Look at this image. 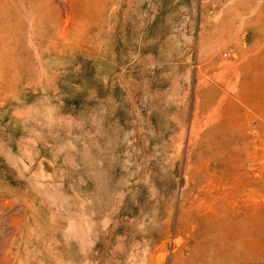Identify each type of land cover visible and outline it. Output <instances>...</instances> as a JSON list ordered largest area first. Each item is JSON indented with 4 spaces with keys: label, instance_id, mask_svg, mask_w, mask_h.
Returning <instances> with one entry per match:
<instances>
[{
    "label": "rangeland",
    "instance_id": "374dc122",
    "mask_svg": "<svg viewBox=\"0 0 264 264\" xmlns=\"http://www.w3.org/2000/svg\"><path fill=\"white\" fill-rule=\"evenodd\" d=\"M52 2L0 13V264H264V0Z\"/></svg>",
    "mask_w": 264,
    "mask_h": 264
},
{
    "label": "bare ground",
    "instance_id": "6f19581e",
    "mask_svg": "<svg viewBox=\"0 0 264 264\" xmlns=\"http://www.w3.org/2000/svg\"><path fill=\"white\" fill-rule=\"evenodd\" d=\"M3 1V2H2ZM61 1L60 4V8H61V12L63 14V33L68 34V30L69 28L71 29L73 26V22L75 19V13H74V8H75V3L76 0H59ZM52 0H0V13L2 14L3 18H12L14 19V17L16 15L15 12L13 13V11L11 10V8H22L23 11V15H24V19H22L25 22V26H26V39H27V43L29 44L30 47H33L35 45H40L42 42H47L48 44L51 45L52 41L50 40L51 37H45V35H42V32L40 29L42 26V24L45 25V19L47 17V14H51L50 12L52 11V9H55L52 5ZM78 6V5H77ZM82 8V7H81ZM51 16V15H49ZM60 17V16H59ZM7 21V20H6ZM59 21V20H58ZM78 21V20H77ZM9 22V21H8ZM7 22V23H8ZM44 22V23H43ZM79 22V21H78ZM91 22V21H90ZM6 23V24H7ZM95 23V22H94ZM11 23H8L6 26L10 27L13 29L12 33L10 36H12V38H14V40L19 37V35L22 33L21 32V26L18 23H13V25L9 26ZM50 24V23H49ZM82 24V23H81ZM93 24V23H92ZM98 24V23H96ZM47 25V23H46ZM59 25V24H58ZM82 26V25H81ZM79 26V27H81ZM45 27V26H44ZM47 27H50L49 25ZM58 27V26H57ZM62 27V25H61ZM55 28V27H54ZM84 28V27H83ZM92 28V27H91ZM86 29V28H85ZM62 30V29H60ZM70 31V30H69ZM60 32V31H59ZM10 33V32H9ZM71 33V31H70ZM78 33V32H77ZM74 34V33H73ZM23 34H21L22 36ZM53 35V34H52ZM7 36V35H6ZM5 36V37H6ZM54 36V35H53ZM60 36V35H59ZM61 36H63L61 34ZM73 36V35H72ZM75 36V35H74ZM3 37V36H2ZM64 38V37H63ZM53 39V38H52ZM68 39V38H67ZM76 39V38H75ZM2 40V39H1ZM8 40V39H7ZM66 40V39H65ZM64 40V41H65ZM79 40V39H77ZM63 41V40H62ZM70 41V40H69ZM68 41V43H69ZM17 42V41H16ZM14 41V43H16ZM73 42V40H72ZM25 43V42H24ZM54 43V42H53ZM61 43V42H60ZM63 43V42H62ZM17 44H19L17 42ZM23 44V43H22ZM67 44V43H66ZM20 45V44H19ZM43 45L45 46V44L43 43ZM55 45V44H54ZM61 45V44H60ZM59 45V47H60ZM42 46V47H44ZM56 46V45H55ZM15 47V46H14ZM26 49V46H23ZM64 47V46H63ZM10 48V47H9ZM21 48V45L20 47ZM23 48V49H24ZM22 49V48H21ZM24 49V50H25ZM37 49H39L37 47ZM23 51V50H22ZM40 51V50H39ZM58 51V50H57ZM61 51V49H60ZM44 52V51H43ZM50 52V51H49ZM64 52V50H63ZM20 53V50H19ZM37 53V52H36ZM53 53V52H52ZM58 53V52H57ZM56 53V54H57ZM48 54V53H47ZM59 54V53H58Z\"/></svg>",
    "mask_w": 264,
    "mask_h": 264
}]
</instances>
